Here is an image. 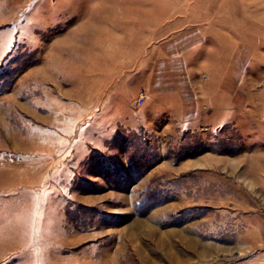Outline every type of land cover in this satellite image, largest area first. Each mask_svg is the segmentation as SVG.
I'll return each mask as SVG.
<instances>
[{"label":"rangeland","instance_id":"rangeland-1","mask_svg":"<svg viewBox=\"0 0 264 264\" xmlns=\"http://www.w3.org/2000/svg\"><path fill=\"white\" fill-rule=\"evenodd\" d=\"M262 140L264 0H0V264H264Z\"/></svg>","mask_w":264,"mask_h":264},{"label":"crops","instance_id":"crops-1","mask_svg":"<svg viewBox=\"0 0 264 264\" xmlns=\"http://www.w3.org/2000/svg\"><path fill=\"white\" fill-rule=\"evenodd\" d=\"M224 121L218 123V126L216 128L213 129V131L215 133H217L218 135V132L220 131V129L222 128V126L224 125ZM216 134L213 135V137L211 138V142L210 143H214L215 141H218L219 137L217 136ZM264 142V140H262ZM217 146V145H215ZM205 155V154H204ZM222 154H219V153H208V159H210L211 161H216V162H220L221 160L219 159H216V158H219ZM244 156H251V157H256L258 159H256V161L259 163L258 167H260V169H264V147H260V148H257L255 150H247V151H244ZM203 159V158H202ZM201 166L204 167L205 165L202 164L201 162ZM213 165H208V167H212ZM249 181H251V183H256L257 179H255L254 177L253 178H249ZM264 183V179H261L260 180V184ZM260 184L256 183L255 185H259ZM255 185H249V187H254Z\"/></svg>","mask_w":264,"mask_h":264},{"label":"trees","instance_id":"trees-1","mask_svg":"<svg viewBox=\"0 0 264 264\" xmlns=\"http://www.w3.org/2000/svg\"><path fill=\"white\" fill-rule=\"evenodd\" d=\"M218 141H219V140H218ZM217 143H218V142H217ZM217 143H216V144H217ZM214 144H215V142H214ZM214 146H215V145H214ZM215 147H216V146H215ZM141 148L143 149V151H142V152H143V155H142V152L140 151V152L138 153V155H139L138 157L147 156V154H146V153H144V152H146V150H147V147H141ZM134 163H135V162H134ZM131 166H132V172H133V174H134L135 176H136V175L139 173L138 171H140V174L142 173V170H141V169H139L140 167H142V169H143V172H144L146 169H148V166H147L146 164H145V165H143V164H142V162L138 164V166H137L138 168H137V167H135V169H136V170H135V169L133 170V166H134V164H133V163H132V165H131ZM112 168H113V166H112ZM112 168H111V169H112ZM113 173H114V174H118V172H115V170H114V169H113Z\"/></svg>","mask_w":264,"mask_h":264},{"label":"built area","instance_id":"built-area-1","mask_svg":"<svg viewBox=\"0 0 264 264\" xmlns=\"http://www.w3.org/2000/svg\"><path fill=\"white\" fill-rule=\"evenodd\" d=\"M147 96V91L143 88H141L138 93L137 97L135 99L136 104H140L143 102L144 98Z\"/></svg>","mask_w":264,"mask_h":264}]
</instances>
